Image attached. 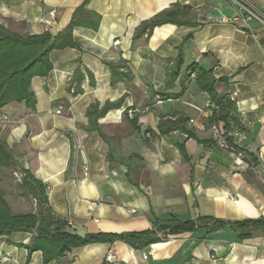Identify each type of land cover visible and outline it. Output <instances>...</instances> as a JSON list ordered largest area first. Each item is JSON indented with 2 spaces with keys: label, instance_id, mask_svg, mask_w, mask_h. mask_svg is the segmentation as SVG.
<instances>
[{
  "label": "crops",
  "instance_id": "0c3cea01",
  "mask_svg": "<svg viewBox=\"0 0 264 264\" xmlns=\"http://www.w3.org/2000/svg\"><path fill=\"white\" fill-rule=\"evenodd\" d=\"M237 1L264 20V0ZM169 10L173 21L135 36L143 21ZM243 12L232 0H0V25L16 35L55 36L74 22L75 45L51 50L50 72L31 80L35 109L10 102L0 110V143L45 184L69 231L264 218V24L234 20ZM200 72L232 103L230 126L245 133L242 162L214 142L223 122L211 117L217 106L199 86ZM107 103L97 129H88V107ZM129 107L141 111L130 119ZM250 233L239 238L227 224L141 250L120 240L93 243L48 264H103L107 254L114 264H264V229ZM32 239L0 236V264H25ZM29 264H43L42 252L33 251Z\"/></svg>",
  "mask_w": 264,
  "mask_h": 264
},
{
  "label": "trees",
  "instance_id": "16d2710c",
  "mask_svg": "<svg viewBox=\"0 0 264 264\" xmlns=\"http://www.w3.org/2000/svg\"><path fill=\"white\" fill-rule=\"evenodd\" d=\"M171 15L172 11H163L151 19L143 21L135 31V36L147 30L149 33L153 27L173 21L170 18ZM73 25L74 22L71 21L63 32L55 36L48 32L38 35H16L0 25V110L10 102H23L27 108L35 109L36 97L31 89V80L35 76L44 77L50 72L52 65L48 54L51 50L75 45L72 40ZM109 66L113 68L112 65ZM196 80L201 89L208 93L211 101L217 106L211 115L212 119L214 121L221 120L226 128H231L230 122L234 120L230 113L231 101L216 93L214 83L206 81L203 72L197 73ZM110 106L107 103L99 109L97 104H91L86 111L87 128L97 129V117L102 116ZM159 128L161 129L160 133L164 132L161 125ZM179 149L182 157H185L184 147L179 144ZM108 156L110 159L114 157L112 150H109ZM12 162L15 161L4 145L0 143V169L12 168ZM21 172L23 177L19 180L18 186L34 199L37 210L30 213L11 214L5 199V192L0 185V236L15 232L33 233L31 243L26 246L28 257L25 264H29V255L36 250L42 252L43 264H48L70 249L93 243H111L120 240L134 250H141L150 244L165 241L169 239V236L194 232L202 227L206 228L208 232H212L229 224L239 231V238L249 237L252 235L250 231L253 229H264V218L234 222L210 217L185 221L169 218L154 220L151 229L145 231L121 234L99 232L80 236L69 231L65 221L55 215L48 202L45 184L36 179L28 170L22 168ZM103 264L109 263L105 261Z\"/></svg>",
  "mask_w": 264,
  "mask_h": 264
},
{
  "label": "built area",
  "instance_id": "2783aa9c",
  "mask_svg": "<svg viewBox=\"0 0 264 264\" xmlns=\"http://www.w3.org/2000/svg\"><path fill=\"white\" fill-rule=\"evenodd\" d=\"M235 4H237L238 6H240V8H242V10L244 11L241 14H235L234 16V20H239L242 23H246L250 18H256L259 21H261V23L264 24V20L261 19L257 13L253 12L251 9H248L246 7H244L242 4H240L237 0H232ZM262 53H263V57H264V47H262ZM71 92H75L74 88H71ZM156 101L158 103L161 102V99L159 96H156ZM61 107H59L56 110V113H60L61 111ZM140 108H136V107H129L126 110V114L127 117H129L130 119H133L135 114L137 112H140ZM214 134H215V143L216 145L224 150L229 152L230 154L234 155L236 157V159L239 162H242L245 158V150L243 148V141L245 139V133L242 129L240 128H226L224 126L223 123L215 125L214 126ZM259 154V153H258ZM147 253L143 254L141 257L143 259H147ZM0 260H5V258ZM105 261L109 264H114V259L112 257V255L107 254L105 256Z\"/></svg>",
  "mask_w": 264,
  "mask_h": 264
},
{
  "label": "rangeland",
  "instance_id": "374dc122",
  "mask_svg": "<svg viewBox=\"0 0 264 264\" xmlns=\"http://www.w3.org/2000/svg\"><path fill=\"white\" fill-rule=\"evenodd\" d=\"M19 162H12V168H5L1 187L11 214L30 213L37 210L34 199L19 188L18 182L23 177Z\"/></svg>",
  "mask_w": 264,
  "mask_h": 264
}]
</instances>
